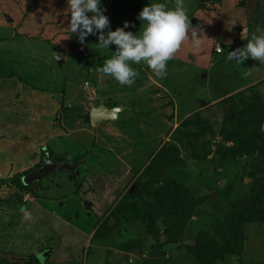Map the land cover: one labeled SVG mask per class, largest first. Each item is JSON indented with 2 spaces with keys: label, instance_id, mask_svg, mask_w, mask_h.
Returning <instances> with one entry per match:
<instances>
[{
  "label": "rangeland",
  "instance_id": "374dc122",
  "mask_svg": "<svg viewBox=\"0 0 264 264\" xmlns=\"http://www.w3.org/2000/svg\"><path fill=\"white\" fill-rule=\"evenodd\" d=\"M152 2L175 7V0H102L101 7L112 30L128 21L125 30L139 34L138 14ZM184 6L201 44L186 40L163 78L142 63L150 96L140 131L151 133L143 134L149 145L130 152L114 144L122 133L101 122L58 136L64 129L56 106L36 107L38 100L33 109L50 114L39 120L38 134L31 131L37 151L24 157L34 122L10 121L11 100L0 96V180L22 181L0 184V264H41V255L44 264H264V212H257L264 208V64L227 59L236 41L244 47L253 34H264V0H184ZM67 8V0H0V92L7 78L16 85L24 78L62 98L65 80V93L78 87V113L79 84L92 78L85 69L112 51L98 45V34L81 44ZM216 47L222 53L215 59ZM97 88L122 89L117 81ZM87 95L86 113L93 108ZM21 143L20 150L7 147ZM47 155L65 157L71 168L23 183ZM239 229L242 247L233 245ZM230 241L240 254L227 253Z\"/></svg>",
  "mask_w": 264,
  "mask_h": 264
},
{
  "label": "clouds",
  "instance_id": "9594fccd",
  "mask_svg": "<svg viewBox=\"0 0 264 264\" xmlns=\"http://www.w3.org/2000/svg\"><path fill=\"white\" fill-rule=\"evenodd\" d=\"M67 4L65 14L70 13V32L76 34L81 44L86 43L89 35L98 34V45L105 49L116 46L114 55L105 61L99 71L104 74L102 78H114L121 85L130 86L138 77L133 63H144L156 76L163 78L167 75L168 61L174 58L186 40L190 39L195 46L201 44L184 0H175L173 8L164 2L146 4L137 17L142 22L139 34L125 30L130 27L128 21L112 30L110 19L105 15L106 9L101 7L102 0H67ZM249 58L264 64V34H253L243 48L230 51L227 56L229 61H236L239 65ZM21 211L26 219H31L30 212L23 208ZM38 258L44 264L43 256Z\"/></svg>",
  "mask_w": 264,
  "mask_h": 264
},
{
  "label": "crops",
  "instance_id": "0c3cea01",
  "mask_svg": "<svg viewBox=\"0 0 264 264\" xmlns=\"http://www.w3.org/2000/svg\"><path fill=\"white\" fill-rule=\"evenodd\" d=\"M241 26H244V25H239L238 27H241ZM217 36H218V34L216 33V37ZM55 46H56L55 50H57V45H55ZM113 47H114V49H113ZM115 47H116L115 45H112V47H110L112 52H109L106 55L99 56L95 63L90 64V66L87 69H85L90 74H92V78H86L83 81V83L81 81L79 84V90L82 92V101L80 102V107H79L78 113H76V110H75L77 107V103H74L76 99L78 100V92H77L78 87H76V90H73L74 85H71L68 92L65 93L66 86L68 83V82H65V80L62 82L63 83L62 88L64 89V93L62 94V98H61V97H59L58 92L54 93L53 91H45V89H41L42 87L40 84L36 87L37 89L31 87L30 85L25 83L26 80L24 78L22 81H21V79H20V81H17V85L14 82H12V81H14L12 78H9V79L7 78L6 80H8V82L5 83L3 90L0 92V96H2L1 99L6 98V100L7 99L11 100L10 104L12 105V111H14L16 116L15 117H11V115L9 116L8 110H7V114H5V116H7L8 119H10V121H12L13 123L17 122V121L24 122V124L26 122H34V127L31 128L30 132L35 130L34 132L38 134V132H36L37 131L36 129H38L40 124L42 123V121H39V120L44 119L50 113L49 114L42 113L39 109H35V108L38 107L40 104H46V103L50 102L51 105L53 104L54 106H56V109L54 111L58 112V114H60V116L62 118V122L60 124L64 130H62L61 128H60V130L57 129L59 132L58 136H60V135L64 136L65 135L66 137H69L71 135L70 131L76 125H79L81 123L80 124L81 128L83 125L84 126L83 128L87 127V129H88L90 127V123H92V120L90 117L86 118V116H89L90 110L92 108H89V112L86 113V112H83V111H85L84 109H86V107L85 108L82 107L83 104H86L85 103V94L87 95V93L89 92L90 95H87L88 96L87 98L89 99V101L93 105V107L96 105H97V107L98 106H105L108 109H112L115 107H121V110L118 112V115L115 119H103L97 123H92V124H94L93 126H96V125L100 126L101 125L100 122H101V123H103V129H107L108 131H111V129H118V132H119L118 134L122 133L121 134L122 136H121L120 140L118 139V142H115L116 141L115 140L114 144H116V143L125 144L126 150H130V152L136 151L135 150L136 147H141L143 144H147V142H145V140H144L143 134L146 133V136H149V137L151 136V133H150V135H148L147 132L143 133L144 132L143 131L141 133V131H140V130H144L143 122H146V119H148V118H144L143 115H141V113H140V110H142V107H143V103L145 102L144 98H147V100H149L148 97L150 96L149 90H147V91L143 90V88L145 87V84H146L145 82L147 81L148 75L145 74V68L143 67L142 63L141 64H135L134 63L133 64V65H135L134 68L138 71L139 75L132 85L129 86V85H121L120 84L122 89H120L119 91H118V89H110L109 88L108 91L101 92L97 88V86H99L100 88H103L109 81H116L114 78H109V77H105L103 79L102 75H104V74H102L99 71V69L102 67V65H100L99 63L101 62V64L103 63V65H104L105 61L114 55V51L116 49ZM59 49H61V48H58V50ZM66 52H68V53L63 52V50H62V53L66 54V55L71 54L70 51H68V50H66ZM50 54H51V52L49 51V55ZM53 56H56V59H57L56 62L59 64L63 65L64 62H66L65 58L62 57L61 55L59 56L57 54H54ZM76 66L79 69V66L78 65H76ZM26 68L27 67L25 66V64H23V69H26ZM92 81L95 82L94 87L92 85ZM8 84H10L9 89H11L9 95L6 93ZM97 90L99 93H97ZM13 91H15L14 94H13ZM91 91H92V93H91ZM145 93L147 96H145ZM12 94H13V96H12ZM94 96H95V98H94ZM57 98H59V99L57 100ZM38 100H40V101L38 102ZM25 102H26V105H25ZM37 102H38L37 106L33 109V104H36ZM30 106H32V110L30 112H28L30 109ZM60 106H61V108H60ZM4 110H2V111H4ZM41 113L43 115H40ZM34 117H36V118H34ZM33 119H35V121ZM86 122H88V123H86ZM46 123L47 122H45V124ZM138 125H139V128H137ZM52 126H53V124H52ZM34 132H31L32 135L30 134L31 139L29 137L27 138V136H26L23 140V142L25 141V145L27 148V153L25 154L24 157H26V155H28L30 153H33L34 151H37L36 149L33 148V146H31L33 143H35V138L37 140V137L35 136ZM152 134H153V131H152ZM96 136H99V133H97V134L92 133V135L90 137L92 139V138H96ZM41 137L39 136L38 138L41 139ZM29 140L31 141V143H29ZM32 140H34V141H32ZM41 143H43V141ZM108 143H112V141H110ZM108 143L105 141V144L107 145V147H109ZM23 144L24 143H21V145H19V146L17 145V147L14 146V144H12V145L9 144L7 147L10 146L12 151H13L14 147H15V149L18 148V150H20L21 148L25 147V145H23ZM147 145H149V144H147ZM52 151H54L55 153L57 152L54 148ZM107 151H109V150H107ZM64 152H70V151L65 150ZM47 156L51 160H53L55 163H63V162L67 163L66 160H68V159H66L65 161H57V159L54 155H53V158L50 157L49 155H47ZM57 158H58V156H57ZM44 160H45V158H44ZM44 160L43 161L40 160L39 164L41 163V166L44 164ZM45 176H47V174L42 176L40 179H42ZM33 182H35V181H33Z\"/></svg>",
  "mask_w": 264,
  "mask_h": 264
},
{
  "label": "water",
  "instance_id": "95a60500",
  "mask_svg": "<svg viewBox=\"0 0 264 264\" xmlns=\"http://www.w3.org/2000/svg\"><path fill=\"white\" fill-rule=\"evenodd\" d=\"M240 47H243V44L241 43V41L238 40L234 44V50L239 49ZM227 106H229V105H227ZM120 110H121V107H115V108L108 110L109 115L105 116V117L102 115H101V117L99 116V121H101L103 119H115ZM87 117L91 118L92 123H97L94 121L95 118H94L93 110L90 111L89 116H86V118ZM69 167L71 168V166L67 163H55L53 160H50V158L48 156H46L45 160H44V164L39 169L33 171L27 177L23 178V183L28 184V183L33 182L35 180H39L42 176H44L50 172H53L54 170H59V169L69 168ZM115 221H116V219L114 217H111L109 222H108V225L111 227L115 223Z\"/></svg>",
  "mask_w": 264,
  "mask_h": 264
},
{
  "label": "trees",
  "instance_id": "16d2710c",
  "mask_svg": "<svg viewBox=\"0 0 264 264\" xmlns=\"http://www.w3.org/2000/svg\"><path fill=\"white\" fill-rule=\"evenodd\" d=\"M215 54L217 55V54H220V53H217L216 51H215V48H214V58L216 59V57H215ZM213 58V59H214ZM53 156V155H52ZM51 156V157H52ZM56 159H57V161H65L66 160V158L65 157H56ZM41 165V163L40 164H38L37 166H40ZM9 181H11V182H14L18 187H21L22 186V181H21V178L19 177V176H12L11 178H8L7 180L6 179H2V180H0V184H2V183H4V182H9ZM261 205L264 207V203L263 202H261ZM257 212H261V213H263L264 212V208H260V210H258ZM256 219H258V218H256ZM148 221L150 222L149 223V226H151L152 224H151V221L152 220H149L148 219ZM237 232H238V237L234 240V242H233V245L234 244H238L239 246H241L242 247V236H241V231H240V229L239 230H237ZM231 241H230V244H229V248L230 249H227V253H232V254H234V252H236V253H238V254H240V249H237V250H232L231 248H232V246L233 245H231ZM240 247V248H241ZM198 256H200L199 254H197ZM199 259H203V257H201V258H199ZM202 264H204L203 263V261H202Z\"/></svg>",
  "mask_w": 264,
  "mask_h": 264
},
{
  "label": "bare ground",
  "instance_id": "6f19581e",
  "mask_svg": "<svg viewBox=\"0 0 264 264\" xmlns=\"http://www.w3.org/2000/svg\"><path fill=\"white\" fill-rule=\"evenodd\" d=\"M91 110H93V113H94V118H95V122H97V121H99V116L101 117V115L102 116H108L109 115V113H108V110H110V109H108V108H104V106H98V107H93ZM90 110V111H91Z\"/></svg>",
  "mask_w": 264,
  "mask_h": 264
},
{
  "label": "built area",
  "instance_id": "2783aa9c",
  "mask_svg": "<svg viewBox=\"0 0 264 264\" xmlns=\"http://www.w3.org/2000/svg\"><path fill=\"white\" fill-rule=\"evenodd\" d=\"M215 51H216L217 53H221V52H222V48H220V47H216V48H215Z\"/></svg>",
  "mask_w": 264,
  "mask_h": 264
}]
</instances>
